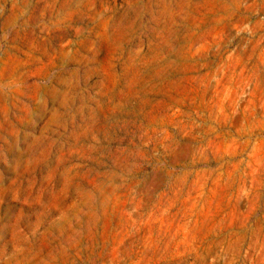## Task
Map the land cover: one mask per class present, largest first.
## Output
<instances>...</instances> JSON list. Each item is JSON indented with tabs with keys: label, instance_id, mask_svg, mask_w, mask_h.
<instances>
[{
	"label": "rangeland",
	"instance_id": "1",
	"mask_svg": "<svg viewBox=\"0 0 264 264\" xmlns=\"http://www.w3.org/2000/svg\"><path fill=\"white\" fill-rule=\"evenodd\" d=\"M0 264H264V0H0Z\"/></svg>",
	"mask_w": 264,
	"mask_h": 264
}]
</instances>
